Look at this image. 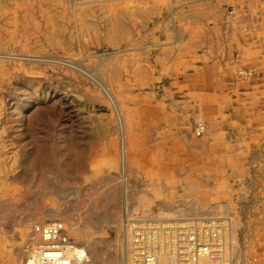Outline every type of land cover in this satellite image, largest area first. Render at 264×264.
I'll use <instances>...</instances> for the list:
<instances>
[{
	"label": "rangeland",
	"instance_id": "obj_1",
	"mask_svg": "<svg viewBox=\"0 0 264 264\" xmlns=\"http://www.w3.org/2000/svg\"><path fill=\"white\" fill-rule=\"evenodd\" d=\"M145 2L0 0V264H33L32 231L61 222L79 264H129L131 216L238 205L229 170L172 150Z\"/></svg>",
	"mask_w": 264,
	"mask_h": 264
},
{
	"label": "crops",
	"instance_id": "obj_2",
	"mask_svg": "<svg viewBox=\"0 0 264 264\" xmlns=\"http://www.w3.org/2000/svg\"><path fill=\"white\" fill-rule=\"evenodd\" d=\"M146 3L154 5L160 14L140 27L141 60L156 62V70L162 68L163 77L169 78L163 88L175 89L176 103L187 106L188 112L191 108L207 111L203 122L214 124V129L206 139L205 156H235L246 171L254 170L263 178L264 0H147ZM237 65L252 68L255 74L238 79ZM220 142L223 145L216 148ZM247 164L251 166L248 170ZM226 169L230 171L228 165ZM263 193L264 189L261 191L259 187L249 200L250 218L257 231L264 226Z\"/></svg>",
	"mask_w": 264,
	"mask_h": 264
},
{
	"label": "bare ground",
	"instance_id": "obj_3",
	"mask_svg": "<svg viewBox=\"0 0 264 264\" xmlns=\"http://www.w3.org/2000/svg\"><path fill=\"white\" fill-rule=\"evenodd\" d=\"M108 1L115 2L118 0ZM145 1L147 2V0ZM229 13L233 14L234 11H229ZM142 23L139 24V29L142 27ZM169 72L171 71L169 70ZM254 74L255 70L252 68L243 67L242 65H237L236 67L235 75L238 79H248L253 77ZM164 88L161 103L166 107V110L171 109V116L166 115L165 119L169 121L168 125L174 130L171 132L172 150L185 151L188 157L190 155L191 157L201 158L198 161H203V166L200 165V167L205 172L207 170L205 166L223 169L228 165L232 170L226 171L231 177L229 181L232 182L233 187L231 189L236 193H234L235 204L238 205L235 206L233 213L230 207L225 204H212L201 214L196 205H190L192 203L187 201L188 208L185 214H176L177 212L174 209H170V216L166 218L159 215L131 216L128 219L127 227L129 264H264V226L257 231L253 225V221L250 218L252 207L251 202H249L253 195L256 194L257 188L260 187L261 191L264 189V177L257 175L254 170L251 172L246 171L243 168L242 161L235 156L229 155L226 158L218 157L217 159L210 155L205 156L207 152L206 139L213 134L212 129H214V124H207V122L205 124L203 122L206 120L207 111L202 112L191 108V112H188L187 106H180L176 103V94L173 91L175 89L172 90V87ZM190 96L191 94L188 97ZM184 97L186 96L184 95ZM196 98L198 99V97ZM198 144L203 149H195ZM222 145L220 142V145L215 147L219 148ZM181 146H189L190 150L187 151ZM178 153L181 154L180 151ZM250 167L248 164L246 165L247 170ZM136 199L138 203L143 204L147 196L139 193L136 195ZM230 199L232 200L233 198L231 197ZM163 214L168 215L166 213ZM40 225H38L37 231H35L37 226L32 231L35 234L34 240L36 243L31 249L29 262L33 264L81 263L85 252L70 240L67 227L63 222L60 225L58 223ZM186 228L189 232L198 235V240L200 239L204 242L203 244H198L193 255L189 254V248L185 244L180 243L182 237L185 236ZM238 234H241L244 239H242V245H239Z\"/></svg>",
	"mask_w": 264,
	"mask_h": 264
},
{
	"label": "built area",
	"instance_id": "obj_4",
	"mask_svg": "<svg viewBox=\"0 0 264 264\" xmlns=\"http://www.w3.org/2000/svg\"><path fill=\"white\" fill-rule=\"evenodd\" d=\"M184 235L185 236L182 237V239L180 238L182 240V241L180 240V243L185 244V246L189 248V254L193 255L194 252L196 251L198 244H200V243L203 244L204 242H202L200 239L198 240L199 236L193 232H189L188 229H187V231L184 232ZM205 235H206V233H205ZM187 258H188V256H187Z\"/></svg>",
	"mask_w": 264,
	"mask_h": 264
}]
</instances>
